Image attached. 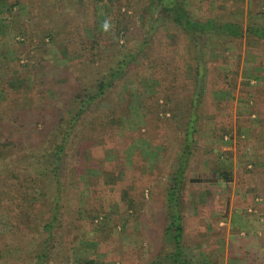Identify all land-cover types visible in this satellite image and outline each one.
Returning <instances> with one entry per match:
<instances>
[{"label":"trees","instance_id":"1","mask_svg":"<svg viewBox=\"0 0 264 264\" xmlns=\"http://www.w3.org/2000/svg\"><path fill=\"white\" fill-rule=\"evenodd\" d=\"M122 1L0 0V264H69L68 220L74 213L85 221L90 212L71 200L69 183L99 171L88 165L92 147L122 157L147 145L163 105L184 119L164 195L169 256L192 264L182 249L181 202L210 67L205 47L210 39H264V22L250 17L244 31L241 4L216 10L207 0H152L134 32ZM13 30L34 47L24 65L16 49L7 51ZM184 72L190 87L177 77ZM143 78L154 80V91L142 111L132 99L143 93Z\"/></svg>","mask_w":264,"mask_h":264},{"label":"rangeland","instance_id":"2","mask_svg":"<svg viewBox=\"0 0 264 264\" xmlns=\"http://www.w3.org/2000/svg\"><path fill=\"white\" fill-rule=\"evenodd\" d=\"M151 1H122L131 26L142 27ZM207 1L216 10L243 5L244 31L250 17L264 22V0ZM19 35L5 41L8 53L16 49L18 63L24 65L34 47ZM211 43L205 47L210 67L196 123L198 141L182 193V249L192 264H264V39L243 35ZM177 77L190 87L186 72ZM151 82L141 79L143 93L132 99L142 111L144 97L154 91ZM172 110L169 105L158 109L159 129L149 134L147 145L128 155L121 157L109 146L89 150L88 165L99 171L87 169L82 183L68 186L71 200L90 209L85 221L74 213L68 220L69 264L88 258L92 264H176L169 256L174 245L164 195L184 119ZM142 118H136L141 126Z\"/></svg>","mask_w":264,"mask_h":264},{"label":"clouds","instance_id":"3","mask_svg":"<svg viewBox=\"0 0 264 264\" xmlns=\"http://www.w3.org/2000/svg\"><path fill=\"white\" fill-rule=\"evenodd\" d=\"M104 27H105V29H107L108 25H107V24H105V26H104Z\"/></svg>","mask_w":264,"mask_h":264}]
</instances>
